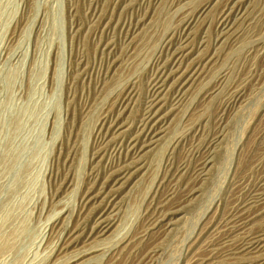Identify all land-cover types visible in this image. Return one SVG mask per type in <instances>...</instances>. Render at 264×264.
<instances>
[{"label":"rangeland","instance_id":"1","mask_svg":"<svg viewBox=\"0 0 264 264\" xmlns=\"http://www.w3.org/2000/svg\"><path fill=\"white\" fill-rule=\"evenodd\" d=\"M210 1L0 0V264H65L95 247L107 255L94 253L79 264H132L138 253L155 249L154 264H190L216 244L223 222L264 178V0H245L234 36L217 47V59L198 87L178 109L166 110L169 129L143 157L145 170L118 187L119 212L106 239L86 243L75 236L65 257L56 254L67 234L87 226L105 200L98 189L109 182V163L124 160L125 155L99 154L107 147L100 145L104 121L122 114L119 102L133 86L138 99L123 113L124 129L113 141L134 135L164 41ZM219 1L197 23L194 44H204L198 53L185 54L184 69L201 50L215 47ZM136 20L144 23L126 44L124 27ZM217 79V93L199 104ZM241 90L244 99L228 112L227 103ZM173 92L167 88L168 96ZM221 120L214 164L189 195ZM186 195L171 222L163 223L170 227L153 230L147 243L139 239L168 200ZM125 237L135 243L131 249L123 250Z\"/></svg>","mask_w":264,"mask_h":264},{"label":"bare ground","instance_id":"2","mask_svg":"<svg viewBox=\"0 0 264 264\" xmlns=\"http://www.w3.org/2000/svg\"><path fill=\"white\" fill-rule=\"evenodd\" d=\"M219 2V5L222 7L216 17V23L214 22L216 26L215 28H217L215 47L208 50H201L197 59L188 65L187 68H183L186 58L185 54L195 49L198 53L204 44V42L199 43L197 46L194 44V29L199 20H204L205 16L210 12L207 11L215 5L213 0L205 5H201L193 15L191 13L192 16L182 19L179 28L176 29L180 31H176V33L173 32V35L164 41L165 43L160 52V56L158 60L155 61L152 69L153 74L151 75L147 89L149 95L143 100L136 121L137 130L133 136L130 135L124 140L119 139L113 141L120 136L124 129L125 125L122 122L123 113L126 111L129 104L136 103L138 99V94L135 89L132 88L133 86L127 88L128 90L125 95L124 93H121L124 96L121 99V102H119L118 111L122 114L119 115L117 119L107 118L104 121L103 128L107 129V133L100 140V145L103 147L104 145H107V147H104L99 154H104L108 151L109 153L112 152L113 157L118 156V154L121 157L125 155L124 160L122 161L120 158L118 161L109 163L113 166L109 175V182H107L102 188L98 189V197L105 195V200L100 204L99 208L96 209L91 222L87 226L84 228H78L67 234L62 243L57 247L56 254L58 257H65L67 255L70 249L69 246L75 238L77 239L78 237L80 239H85L86 243L90 241L96 243L99 242V240L102 241L106 239L105 237L114 229L116 222L113 219V214L119 212V207L115 203L117 193L119 192L118 187L133 175L140 174L145 170V165L142 160L143 157L159 146L161 140L164 138L163 136L167 133L166 130L169 129L165 126L166 110L169 109L170 112H173L178 109L185 102L188 97L187 94L192 92L194 88L198 87L201 79L204 78L209 68H211L210 66L213 62L215 63V60L217 59V47L221 46L222 43L228 40V37L234 36L236 29L235 20H237V18H242V16L244 17L245 0H222V2ZM143 21L136 20L134 23L125 25L124 29L126 31H124V43L127 44L130 36L133 34L135 35V32L138 31L141 24L144 23ZM111 49L110 53H108L109 62L112 59L111 55L114 54L113 46ZM111 69H108V71L110 72ZM109 72L106 76L109 75ZM112 76L113 75H111V77ZM170 82H173L172 87H169ZM221 83V79H217L214 84H211V86H214L208 91L209 87H211L209 86L204 94L201 95L198 100L199 104H204L216 94L218 88L221 87ZM167 88H172L174 91L171 96H168ZM245 92L241 90L234 93L237 94L233 97V101L226 105V107L228 106V112H231L239 102L241 103ZM220 123V132H218L216 138L213 139L212 145L205 149L203 162L199 169H196L197 172L194 175L193 183L190 182L192 184L187 190L189 191V195L193 192H197L195 191L196 187L206 179L210 166L214 164L216 148H218L221 135L224 131L222 125L225 122L223 123L221 120ZM107 137L112 139L113 144L115 143L114 145L112 144L113 146H109L111 143L106 141ZM87 197L88 196H86L85 199ZM188 198L189 196L186 195L181 199L168 200L166 208L161 216H159V219L157 218L158 220H155L156 223L150 225V227H152L147 230L148 232L145 235L141 233L139 239H142L143 241L146 239L150 240L149 238L150 235H152L151 232H153V230L161 231V225L170 220V217L173 218L178 213L177 211L179 208L186 203ZM232 216L231 219L223 222V225L221 224L222 227H220L218 234H216V244L207 245L200 255L192 259L190 264H264V225L257 226L256 224L258 221L264 222V178L249 198L242 201L234 210ZM171 220L169 222H171ZM169 222L166 225H163L170 227L171 224L169 225ZM164 228L165 227L161 228L162 231ZM88 229L91 231L88 232ZM232 235L234 236L231 237ZM233 239H238L237 243L233 244ZM130 240L132 239L129 238L127 240L125 237V239L120 241V244L126 245L123 250H126L127 248L131 249L132 246H134L135 243L131 244ZM136 242L138 241L136 240ZM145 242L142 244H145ZM139 245L140 244L135 246L133 250ZM133 250L131 253H133ZM155 252H157L156 249L147 250L143 255H141L142 253H138L132 264H154L153 259L157 255ZM94 253H103L107 255L103 248L95 247L83 251L74 257L68 258L67 261H65V264H79L85 257L94 255ZM116 259L117 255L111 254L110 262L115 263ZM256 261L258 262L255 263Z\"/></svg>","mask_w":264,"mask_h":264}]
</instances>
